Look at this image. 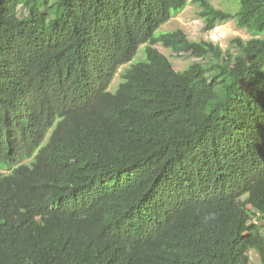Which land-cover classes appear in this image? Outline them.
Returning a JSON list of instances; mask_svg holds the SVG:
<instances>
[{
  "label": "trees",
  "instance_id": "1",
  "mask_svg": "<svg viewBox=\"0 0 264 264\" xmlns=\"http://www.w3.org/2000/svg\"><path fill=\"white\" fill-rule=\"evenodd\" d=\"M189 2L252 37L158 34ZM236 2L0 0V264H264V0Z\"/></svg>",
  "mask_w": 264,
  "mask_h": 264
},
{
  "label": "rangeland",
  "instance_id": "2",
  "mask_svg": "<svg viewBox=\"0 0 264 264\" xmlns=\"http://www.w3.org/2000/svg\"><path fill=\"white\" fill-rule=\"evenodd\" d=\"M211 3L217 7L230 12L235 13L238 10L239 5L236 0H210ZM201 7L196 2H189L184 10L175 14L168 22L164 23L158 34L161 32L182 30L187 37L192 41H213L215 44H218L224 51L227 49L231 50L233 53H238L239 50L232 44V40L235 38H240L242 40H249L252 35L246 30L237 24V21L232 19L226 22L218 23L215 28L212 30H207L205 28L204 19L200 16L199 12ZM156 47L166 54L169 59L173 62L174 67L178 71L186 70L194 62L205 63L208 67L211 66L213 59L208 58H196L192 55L191 49H187L181 52H174L171 49L165 47L161 42L156 44ZM145 44H143L138 54L135 56L134 60L130 63L123 65L116 76L114 77L112 84L110 85L111 91H116L121 83L122 74L126 68H128L133 62H139L145 59ZM248 208H251V205L246 204ZM259 223L264 225V218L259 219ZM264 233V226L262 228ZM251 261L253 264H263L259 252L252 249L249 252Z\"/></svg>",
  "mask_w": 264,
  "mask_h": 264
}]
</instances>
